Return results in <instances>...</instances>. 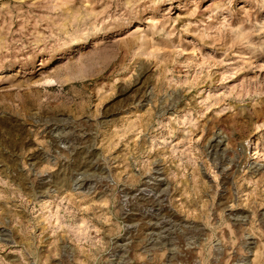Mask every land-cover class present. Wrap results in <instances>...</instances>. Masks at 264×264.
I'll list each match as a JSON object with an SVG mask.
<instances>
[{"label":"rangeland","instance_id":"rangeland-1","mask_svg":"<svg viewBox=\"0 0 264 264\" xmlns=\"http://www.w3.org/2000/svg\"><path fill=\"white\" fill-rule=\"evenodd\" d=\"M0 264H264V0H0Z\"/></svg>","mask_w":264,"mask_h":264}]
</instances>
